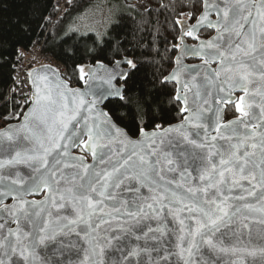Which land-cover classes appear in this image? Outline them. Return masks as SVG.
<instances>
[{"label":"water","instance_id":"95a60500","mask_svg":"<svg viewBox=\"0 0 264 264\" xmlns=\"http://www.w3.org/2000/svg\"><path fill=\"white\" fill-rule=\"evenodd\" d=\"M200 1L194 23H178L174 66L164 78L176 86L184 115L175 124L131 137L105 109L123 98L118 82L132 70L130 58L84 65L85 81L76 88L54 66L29 72L31 102L19 121L0 130L18 137L3 163L26 165L0 181V239L9 257L17 247L34 257L39 249L48 264L57 245L42 249L41 238L77 228L74 260L133 264L129 257L138 256L139 264H167V255L176 264L182 236L187 247L203 227L196 241L203 247L212 234L207 214L217 204H226L228 216L214 242L230 247L239 240L243 251L247 226L253 236L264 228V190H258L264 189V0ZM204 29L213 34L200 38ZM230 105L238 115L226 120ZM130 182L145 192L114 199ZM203 254L215 264L234 258L206 247Z\"/></svg>","mask_w":264,"mask_h":264},{"label":"trees","instance_id":"16d2710c","mask_svg":"<svg viewBox=\"0 0 264 264\" xmlns=\"http://www.w3.org/2000/svg\"><path fill=\"white\" fill-rule=\"evenodd\" d=\"M56 1L0 0V121L11 124L24 113L17 97H8V91L14 66L37 44L79 87L85 81L81 74L84 65H111L130 58L133 68L124 82H118L124 85L123 98L107 102L105 109L131 137L152 130L149 126L158 121L167 127L183 119L181 104L175 99L176 86L164 78L174 66L178 23L196 19L202 11L200 0H127L132 6L117 16L102 38L67 29L70 18L97 0H70L62 11ZM212 34L209 29L201 32L203 38ZM160 106L168 112L159 111ZM237 115L234 105L227 107L226 120ZM135 121H139V131ZM76 152L83 153L82 148Z\"/></svg>","mask_w":264,"mask_h":264},{"label":"snow or ice","instance_id":"6c2138e0","mask_svg":"<svg viewBox=\"0 0 264 264\" xmlns=\"http://www.w3.org/2000/svg\"><path fill=\"white\" fill-rule=\"evenodd\" d=\"M109 104L112 103L111 100L108 101ZM159 111L168 112V108L165 106H160ZM166 125L163 121H158L157 123L150 125L149 128L154 130L157 127L163 128ZM7 128V127H6ZM136 131L140 130L139 121H135ZM0 143H3V147L0 148V152L5 153V158L0 159V181H3L5 178H11V173L16 172L18 169H22L26 167V165H15L12 163L4 164L3 160L7 158V154L14 150V146L18 143V137L12 131H0ZM135 190L136 196L139 197L143 192H145L143 188H138L136 182H130L126 186L120 185L117 188V191L114 195V199L117 195H124L126 192L133 195V191ZM264 190V189H258ZM37 194V192L32 193ZM247 197H245L246 199ZM8 199L13 200L14 197L9 196ZM135 203V201H132ZM226 204L221 206L217 204L215 209L208 213L209 223L208 227L213 229L212 234L209 236H204L203 239V247H200L197 244V240H199L205 231L203 227L198 228V230L194 233V238L192 242L185 247L184 240L186 239V235L182 236L181 243L179 244V259L176 261V264H215V261L208 259L207 256L203 254V249L206 247L210 249L214 253H224L231 254L233 259H229L225 261V264H245V257H251L252 259L248 260V264H264V228H261L257 231L255 236L252 234V230L247 226L248 230V239L245 243V247L243 251L238 247L241 241L237 240L233 245L225 246L224 240L221 239L218 243L214 242L216 240V236L224 231L220 227L223 220L228 216V212L225 210ZM60 211L61 209L58 207L57 209ZM0 211H4L3 208H0ZM27 209H20L21 213L26 212ZM63 211L67 214L68 209L64 208ZM75 211V209H73ZM149 214L151 215L152 209H148ZM30 215V214H29ZM83 217L81 216V219ZM136 219H139L137 216ZM3 221L0 220V224ZM75 223V221H72ZM9 224H14V221H9ZM229 227H232L229 224ZM3 229H0L2 232ZM233 235L239 237L242 235V231H238L237 233H229V237L231 238ZM81 232L80 229L72 232L60 231L55 235H47L41 238L40 246L42 249L47 250L49 245H57L55 248H52L51 255L48 259V264H91V257H85L80 260L72 259V253L75 252L79 254V246L78 241L75 239L76 237H80ZM31 239V237H29ZM138 239V237H137ZM7 245L3 239H0V264H44L43 257L40 255V250H37L36 256L34 257L31 249H26L24 251H19L18 247L14 248L13 255L11 257L8 256V252L5 251ZM65 256L68 259H65ZM55 258V260L53 259ZM129 260L133 261V264H139L138 256L129 257ZM164 260L167 261V264H173L172 258L170 256H165ZM103 264V262H101ZM113 264H118V262L114 259ZM121 264H128V260H122ZM157 264H160V261H157Z\"/></svg>","mask_w":264,"mask_h":264},{"label":"rangeland","instance_id":"374dc122","mask_svg":"<svg viewBox=\"0 0 264 264\" xmlns=\"http://www.w3.org/2000/svg\"><path fill=\"white\" fill-rule=\"evenodd\" d=\"M128 3L127 0H97L83 9L80 14L72 17V19L70 18L67 29L81 34L95 33L98 37L102 38L117 16L132 6V3ZM36 47L34 46L35 49ZM35 49L30 50L32 53L30 51V53L27 52L22 60L27 61L28 57H31V60H33L35 58ZM4 122H2L3 125Z\"/></svg>","mask_w":264,"mask_h":264},{"label":"built area","instance_id":"2783aa9c","mask_svg":"<svg viewBox=\"0 0 264 264\" xmlns=\"http://www.w3.org/2000/svg\"><path fill=\"white\" fill-rule=\"evenodd\" d=\"M66 2L67 0H57L56 7L62 11ZM35 47L36 49L34 47L32 48V50H36V52H34L35 58L33 60H31V57H28L26 59L27 61L21 60L14 66L13 84L8 91V97H10L12 94L17 97L21 106V110H25L31 100L33 91L29 80V72L36 67L44 65L54 66L60 70L62 76L70 83L72 87L77 86L75 82L71 80L67 70L61 64L57 63L51 56L42 53L41 45L37 44ZM2 127L3 124L2 121H0V129Z\"/></svg>","mask_w":264,"mask_h":264},{"label":"flooded vegetation","instance_id":"af4514ba","mask_svg":"<svg viewBox=\"0 0 264 264\" xmlns=\"http://www.w3.org/2000/svg\"><path fill=\"white\" fill-rule=\"evenodd\" d=\"M196 18H197V17H196ZM184 20L188 21L187 19H184ZM195 20H196V19H195ZM195 20H194V21H195ZM194 21L189 20L190 23H194ZM201 32H202V31H201ZM201 32H200V34H199V37H200V38H203V36L201 35ZM186 39H187V42L190 43V44L195 43V41L192 40V39H190V38H186ZM189 62H195V61L191 60V61H189Z\"/></svg>","mask_w":264,"mask_h":264},{"label":"bare ground","instance_id":"6f19581e","mask_svg":"<svg viewBox=\"0 0 264 264\" xmlns=\"http://www.w3.org/2000/svg\"><path fill=\"white\" fill-rule=\"evenodd\" d=\"M63 9H64V8H63ZM63 9H62V10H63Z\"/></svg>","mask_w":264,"mask_h":264}]
</instances>
